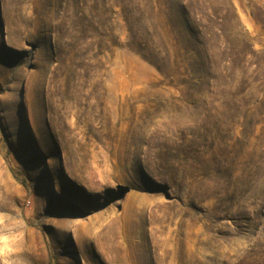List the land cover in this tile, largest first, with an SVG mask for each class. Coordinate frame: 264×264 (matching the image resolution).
<instances>
[{"label": "rangeland", "instance_id": "rangeland-1", "mask_svg": "<svg viewBox=\"0 0 264 264\" xmlns=\"http://www.w3.org/2000/svg\"><path fill=\"white\" fill-rule=\"evenodd\" d=\"M214 6L210 56L264 66V0ZM170 7L0 0V264H264L260 95Z\"/></svg>", "mask_w": 264, "mask_h": 264}, {"label": "trees", "instance_id": "trees-1", "mask_svg": "<svg viewBox=\"0 0 264 264\" xmlns=\"http://www.w3.org/2000/svg\"><path fill=\"white\" fill-rule=\"evenodd\" d=\"M215 0L202 1V0H169L170 8L177 6L181 13V21L184 29L187 31V41L189 43L187 49L195 50V44L203 47L205 54V60L209 68H214L218 73H227L234 77V80L239 86V90L235 93H231L232 97L237 101L239 97L245 98L252 95L255 91L260 98H255L247 108V112H262L264 111V66H250V65H229L222 60H216L215 57L210 56L208 51L210 43L205 37V31L210 30V25L213 20L217 18L218 8L214 6ZM142 8H138V11L142 12ZM175 8V7H174ZM147 41V40H145ZM149 43V42H148ZM148 43L143 42L139 44V52L149 60L155 68L160 71L166 78L173 79V74L167 68L168 60L164 55V51L160 49L158 44H150L154 46V50H149ZM213 49V48H212ZM215 51V49H213ZM197 53V51H196ZM250 52H247L249 54ZM200 64V61H199ZM185 70L182 74L187 76L188 81L184 82L189 88V81L193 79V75L197 72L190 62L184 67ZM254 123V122H253ZM256 123V122H255Z\"/></svg>", "mask_w": 264, "mask_h": 264}]
</instances>
